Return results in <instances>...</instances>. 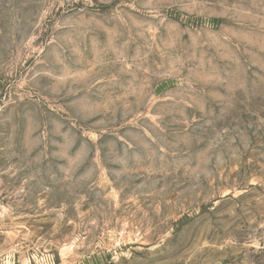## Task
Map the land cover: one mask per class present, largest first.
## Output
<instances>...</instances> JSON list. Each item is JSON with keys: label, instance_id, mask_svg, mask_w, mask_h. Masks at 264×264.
Returning a JSON list of instances; mask_svg holds the SVG:
<instances>
[{"label": "rangeland", "instance_id": "1", "mask_svg": "<svg viewBox=\"0 0 264 264\" xmlns=\"http://www.w3.org/2000/svg\"><path fill=\"white\" fill-rule=\"evenodd\" d=\"M0 264H264V0H0Z\"/></svg>", "mask_w": 264, "mask_h": 264}]
</instances>
